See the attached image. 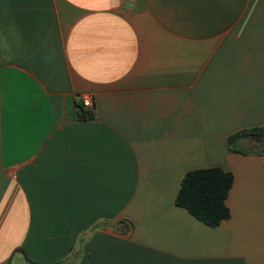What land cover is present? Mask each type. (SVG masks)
I'll use <instances>...</instances> for the list:
<instances>
[{"label":"crops","instance_id":"obj_1","mask_svg":"<svg viewBox=\"0 0 264 264\" xmlns=\"http://www.w3.org/2000/svg\"><path fill=\"white\" fill-rule=\"evenodd\" d=\"M262 126L264 0H0V264H264ZM213 167L217 227L175 204Z\"/></svg>","mask_w":264,"mask_h":264},{"label":"trees","instance_id":"obj_2","mask_svg":"<svg viewBox=\"0 0 264 264\" xmlns=\"http://www.w3.org/2000/svg\"><path fill=\"white\" fill-rule=\"evenodd\" d=\"M252 138L264 139V126L244 129L229 136V152L239 155L261 154L248 152L240 146L241 141ZM233 185V174L219 167L189 171L182 178L175 204L205 225L217 227L231 217L226 201Z\"/></svg>","mask_w":264,"mask_h":264},{"label":"built area","instance_id":"obj_3","mask_svg":"<svg viewBox=\"0 0 264 264\" xmlns=\"http://www.w3.org/2000/svg\"><path fill=\"white\" fill-rule=\"evenodd\" d=\"M81 107L84 110H92L94 107L93 99L91 96L86 95L83 96L81 99Z\"/></svg>","mask_w":264,"mask_h":264},{"label":"rangeland","instance_id":"obj_4","mask_svg":"<svg viewBox=\"0 0 264 264\" xmlns=\"http://www.w3.org/2000/svg\"><path fill=\"white\" fill-rule=\"evenodd\" d=\"M260 142H261V147L259 148H263L264 147V139H260ZM242 148H244V146H241ZM250 148L253 150H255V148H258L255 144H253L252 146H250Z\"/></svg>","mask_w":264,"mask_h":264}]
</instances>
